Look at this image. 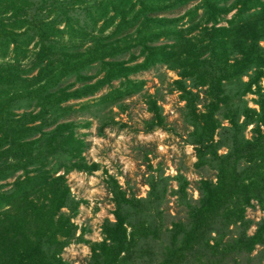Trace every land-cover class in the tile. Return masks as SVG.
Here are the masks:
<instances>
[{
  "label": "trees",
  "instance_id": "16d2710c",
  "mask_svg": "<svg viewBox=\"0 0 264 264\" xmlns=\"http://www.w3.org/2000/svg\"><path fill=\"white\" fill-rule=\"evenodd\" d=\"M262 40L264 0H0V58H8L0 62V264H69L61 253L75 237L76 206L65 175L95 166L77 132L89 123L76 118L90 113L103 134L105 110L139 93L133 77L156 64L205 87L207 111H191L195 166L215 164L216 179H200L193 200L176 175L186 216L173 223L158 261L149 240L159 235L142 219L154 209H139L159 200L158 185L134 202L113 190L115 220L87 264H264V216H246L247 208L264 210ZM220 114L229 126L215 144Z\"/></svg>",
  "mask_w": 264,
  "mask_h": 264
},
{
  "label": "rangeland",
  "instance_id": "374dc122",
  "mask_svg": "<svg viewBox=\"0 0 264 264\" xmlns=\"http://www.w3.org/2000/svg\"><path fill=\"white\" fill-rule=\"evenodd\" d=\"M84 42L88 45L90 40ZM260 45L264 47V40L260 41ZM235 56L232 54L231 59ZM7 60L0 58V62ZM178 73V70L166 64H156L138 72L133 78L141 81V91L113 105L112 110H105L102 119L110 125L104 128L101 135L97 129L102 121L96 120L90 113L77 116L79 122L89 123L87 127H78L77 132L88 142L83 152L86 161L95 166L91 171L73 170L65 175L70 196L76 206V212L71 218L75 237L61 253L69 264H87L91 246L104 238V224L115 220L116 196L113 190L118 192L119 197L123 195L134 202V198L140 200L148 197L150 183L158 185L159 200L155 203H151V200L143 204L139 202V209H154V212L149 210L151 214L142 219L150 224L152 230L155 228L159 235L149 240L150 251L157 255L154 260L158 261L161 258L160 252H165V246L173 242V223L179 222V226L186 216L185 208L178 203L173 193L177 185L176 175L186 177L187 196L193 200L199 197L197 185L200 179H216L215 164L210 167L206 165L203 169L195 166L197 146L193 141L194 128L191 124V111L206 112L209 98L204 93L205 87L193 86L191 81L181 79ZM177 80H182L185 89L193 94L181 90ZM113 84L117 85V81ZM261 85L264 86V78ZM255 98L251 93L244 96L249 107H256L253 102ZM93 100L82 99L71 103L80 105ZM152 108L158 111L162 120L160 125L154 124L157 120ZM215 119L217 123L212 139L217 144L219 135H224L221 127H228L229 121L221 114L216 115ZM251 129V124L245 128L246 137L252 134ZM216 151L221 154L226 148L216 147ZM63 211L69 212L67 208H63ZM137 216L139 214L133 219ZM246 216L258 221L264 216V210L258 207L247 208ZM253 230L252 226L248 232L252 233Z\"/></svg>",
  "mask_w": 264,
  "mask_h": 264
}]
</instances>
